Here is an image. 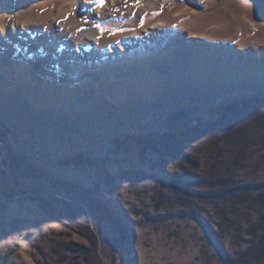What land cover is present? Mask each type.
Here are the masks:
<instances>
[{
	"label": "rangeland",
	"instance_id": "1",
	"mask_svg": "<svg viewBox=\"0 0 264 264\" xmlns=\"http://www.w3.org/2000/svg\"><path fill=\"white\" fill-rule=\"evenodd\" d=\"M30 4L0 0V264H264V0H79L49 30L116 54L55 60Z\"/></svg>",
	"mask_w": 264,
	"mask_h": 264
},
{
	"label": "bare ground",
	"instance_id": "2",
	"mask_svg": "<svg viewBox=\"0 0 264 264\" xmlns=\"http://www.w3.org/2000/svg\"><path fill=\"white\" fill-rule=\"evenodd\" d=\"M78 2H79V0H31V4H30V6L28 7V10H27V16L25 18L23 17L24 18L23 19L24 22H22V23L20 22V24H22L25 28H27V30L28 29L35 30L36 28H39L40 26L43 29H47V30H45L46 31V35L48 36V38H49V40L51 42L53 51L55 52L54 60L62 58L63 54H68L69 57L72 58V54L74 55V54H76V52L79 55H81V56L82 55H88L89 54V50H93L94 51L93 52L94 53V57H97V58H101L102 56H105L106 54L107 55L108 54L109 55L116 54V49H114V47H113L114 45H116L118 43V42L116 43V41L115 42L113 41V44L109 43L107 46L104 45V46H101V47L94 46V44L93 45L92 44L83 45V44H81V43H79L77 41H76V45L70 44V43L66 44V40L65 39L69 36V33L72 32V30L74 29L76 24H71V23L68 24L67 23L68 24V31H67L66 34H62L61 36L58 35L56 32H51L49 30L48 27H50L51 25L55 26L54 29L58 28V27H56V25H55L56 23L55 22L58 23L59 21L67 20L68 18H70L72 5L77 4ZM50 6L56 7V11L55 12H51L50 9H49ZM107 9H109V8H107ZM140 11L143 12L144 10L140 9ZM102 12H103V9L101 7L100 8H98V7L95 8V14L96 15L100 16V15H102L101 14ZM131 13L132 12H130V14ZM31 16L35 17L33 19V21L31 20V18H32ZM32 22L33 23L35 22V24H31ZM20 24H15V26L16 25H20ZM166 24L167 23H165V21L162 22V23L161 22H157L156 24H154L155 27H153L151 29V31L154 30L155 32L153 34H150V32H146L145 35L146 36L149 35V36H152V37H160L163 40L168 38V36H169L168 34H172L173 32H171V33L167 32L164 28H162ZM85 25L89 26V25H91V23H87ZM248 28L251 29V30H255L256 29L255 25H253L252 23L248 24ZM64 30H65V28H64ZM141 31H143V30H141ZM169 31H171V29ZM82 37H83V35H82ZM138 37L140 38L139 41H137ZM128 40L130 41V44H132V41H133V42L136 43V44L133 43V45L134 46H138L139 44H141L142 40H145V39L143 37H141L136 32V34L134 36H131ZM128 40H127V42H125V40H124V42L128 43ZM104 53H106V54H104ZM44 68L45 69H49V67H47V66H45Z\"/></svg>",
	"mask_w": 264,
	"mask_h": 264
},
{
	"label": "snow or ice",
	"instance_id": "3",
	"mask_svg": "<svg viewBox=\"0 0 264 264\" xmlns=\"http://www.w3.org/2000/svg\"><path fill=\"white\" fill-rule=\"evenodd\" d=\"M91 3H93L95 6L97 7H103L106 0H90ZM140 3V0H135V4L138 5ZM124 6L127 7L128 6V0H124ZM116 11H119V9H115ZM133 16H135V13H132ZM142 26V25H141ZM94 27H96L101 35H103L104 32H108L110 35H115L117 32L123 31L124 29L122 28H116V29H109L104 27L102 24L100 23H94Z\"/></svg>",
	"mask_w": 264,
	"mask_h": 264
}]
</instances>
